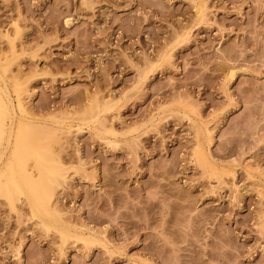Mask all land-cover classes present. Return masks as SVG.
I'll use <instances>...</instances> for the list:
<instances>
[{
    "label": "rangeland",
    "instance_id": "374dc122",
    "mask_svg": "<svg viewBox=\"0 0 264 264\" xmlns=\"http://www.w3.org/2000/svg\"><path fill=\"white\" fill-rule=\"evenodd\" d=\"M0 74L64 171L0 264H264V0H0Z\"/></svg>",
    "mask_w": 264,
    "mask_h": 264
},
{
    "label": "bare ground",
    "instance_id": "6f19581e",
    "mask_svg": "<svg viewBox=\"0 0 264 264\" xmlns=\"http://www.w3.org/2000/svg\"><path fill=\"white\" fill-rule=\"evenodd\" d=\"M233 74L228 72V79ZM8 84H15L14 78L6 80L0 74V196L13 207L17 195L23 194L33 216L58 222L60 214L51 201L55 188L64 179V171L50 152L49 127L41 121L17 116L7 94ZM17 106L25 112L18 95ZM196 154L200 162L212 166L202 148Z\"/></svg>",
    "mask_w": 264,
    "mask_h": 264
}]
</instances>
